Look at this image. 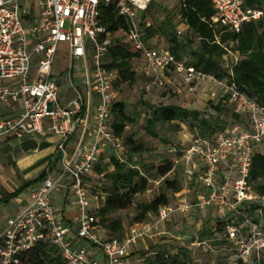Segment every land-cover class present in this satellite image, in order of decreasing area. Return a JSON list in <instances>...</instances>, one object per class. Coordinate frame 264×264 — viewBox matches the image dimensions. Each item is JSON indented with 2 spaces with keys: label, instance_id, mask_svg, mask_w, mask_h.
Masks as SVG:
<instances>
[{
  "label": "built area",
  "instance_id": "1",
  "mask_svg": "<svg viewBox=\"0 0 264 264\" xmlns=\"http://www.w3.org/2000/svg\"><path fill=\"white\" fill-rule=\"evenodd\" d=\"M150 1L0 0V109L7 111L0 117V141L30 134L55 135L59 138L56 154L61 168L57 178L47 174L33 185L30 203L7 218L0 232V264H17L19 255L39 240L55 245L67 264H127L131 247L142 238L162 237V225L172 217L209 208L223 217L238 213V205L257 198L247 179L252 156L264 143V106L238 92L234 85L186 66L168 51L148 46L137 12L146 10ZM111 5L127 21V38L142 53L143 72L155 77L154 83H163L158 71H175L186 83L209 81L222 93H230L248 120L246 129L235 126L212 137L194 134L180 149L169 147L173 165L181 169L183 176L181 192L174 202L161 207L155 218L130 225L121 239H105L98 233L85 185V177L100 155L108 148L116 155L123 151L120 138L109 125L117 74L104 64L112 39L100 22L103 7ZM212 5L218 23L234 32L262 15L261 11L246 8L245 0H212ZM62 43L69 47L65 57L70 63L68 83L74 93L65 99L60 96L61 85L53 72ZM77 60L85 65L83 89L74 81ZM77 134L70 147L71 138ZM66 176L69 181L64 180ZM192 182L196 189L190 187ZM65 187L72 189L78 212L76 237L94 247L101 259L86 246H72L61 208L50 199L53 191ZM246 222L245 232L235 225L227 227V235L236 245L235 253L208 264L246 263L264 254V223L251 222L250 218Z\"/></svg>",
  "mask_w": 264,
  "mask_h": 264
},
{
  "label": "trees",
  "instance_id": "2",
  "mask_svg": "<svg viewBox=\"0 0 264 264\" xmlns=\"http://www.w3.org/2000/svg\"><path fill=\"white\" fill-rule=\"evenodd\" d=\"M156 2L158 0H151L148 7ZM177 7L179 18L177 23L170 15H166L159 25H154L148 19V8L137 12V20L144 29L148 46L160 51H168L186 66L234 85L238 92L264 106V0H245L246 8L261 11L262 15L258 19L244 23L240 32L230 31L218 23L212 0H177ZM100 22L108 29L112 39V47L104 59V64L107 68L116 71L113 87L118 89L124 83L134 82L136 71L132 68L131 61L143 59L142 53L128 40L127 21L118 15L114 6L103 7ZM146 22L150 23L149 26H145ZM183 33L187 38L181 40L179 36ZM158 36L165 39L168 45L153 44V40ZM196 41L197 47L191 51L189 58H184V48ZM229 47H232L230 49L237 54V57H227L230 53ZM172 73L177 74L175 71ZM143 74L147 76L144 72ZM227 102L235 103L230 93L221 92L217 103L209 102L210 108L214 111L209 114L203 110L176 104H146L148 115L144 121V129L151 137L159 138L157 126L174 122H185L191 131L207 137L219 132H228L235 126L248 128L247 116L241 107L233 113L240 125L228 126L222 117L223 106ZM135 122L136 120L127 112L126 104L116 100L109 125L121 140L122 155L103 153L99 156L92 172L85 177L87 180L96 176L106 181V185L101 188L104 198L100 205L92 208L91 202V209L96 218L95 225L104 231L105 239H121L124 236L123 220L115 216V213L132 206L136 196L145 193L155 178L161 180L158 190L151 200L136 203L137 212L133 223L148 222L155 218L161 207L175 201L184 185V181L175 174L176 170L181 171V169L174 167L173 155L168 153L169 147L175 146L180 149L184 144H168L167 157L163 162L147 164L142 160L143 153L148 150L144 143L133 135L124 136L127 125ZM7 138L2 139L0 143ZM262 148L264 143L252 156L247 179L251 192L257 196L255 200L238 205L236 212L239 214L233 211L220 217L212 208L195 209L188 214L195 222L203 221L195 241L200 245L209 241L216 249L214 251L220 254L205 262H194L191 250L187 246L177 247L175 252L171 253L157 250L156 246L152 245L150 246L152 256L145 259L147 264H208L212 260L228 259L235 253L236 245L234 240L229 239L227 227L235 225L245 232L248 229L247 218L254 223H264V150ZM170 174H173V177L169 178ZM45 176L43 174L38 179H43ZM28 184L30 182L24 187ZM190 187L197 188L194 182ZM10 197L1 201L7 202ZM166 222L162 225L163 231ZM257 259L253 256L248 262L237 264H247ZM17 264L67 263L55 245L48 240H39L28 251L19 255Z\"/></svg>",
  "mask_w": 264,
  "mask_h": 264
},
{
  "label": "rangeland",
  "instance_id": "3",
  "mask_svg": "<svg viewBox=\"0 0 264 264\" xmlns=\"http://www.w3.org/2000/svg\"><path fill=\"white\" fill-rule=\"evenodd\" d=\"M178 7L177 0H158V2L148 7V19L153 22L154 25H159L166 15H170L174 22H178ZM187 35L183 33L179 36V39L184 40ZM153 44L157 46H167L165 39L158 36L153 40ZM197 41L184 48V58H189L190 53L197 47ZM232 47H229L230 53L227 56L230 58L237 57V54L231 51ZM69 47L66 43H62L58 46L57 55L53 66V72L58 77L60 85L63 88L69 89L70 83H68V72L70 68L69 59L65 57ZM91 65V60H88ZM145 65L144 59L131 61L132 68L136 71L135 80L131 83H124L118 89H114L115 99L126 104L127 112L136 120L133 124H128L124 133V136L133 135L148 148L143 153L145 162L152 164H160L164 158L167 157L166 148L168 144L179 143L186 144L191 136L196 132L191 131L189 125L185 122H174L170 124L158 125L157 132L159 138H153L148 135L144 129V121L147 113L146 104H176L181 106L190 107L192 109H198L206 111L207 114L214 113L210 108L209 102L217 103L221 97V90L219 88L207 83L189 82L183 81V77L180 74H173L172 72L165 74H158L163 83L160 85L155 82V77L145 76L143 74V66ZM85 71V65L83 61L77 60L74 63L73 75L74 81L77 86L84 88L81 83L83 79V73ZM235 110H240V106H237V102H227L223 106V119L228 123V126L240 125L239 121L235 118L233 113ZM179 129H176L178 128ZM165 140V141H163ZM264 150V148H262ZM107 152L113 154L112 149H107ZM118 155H122L119 153ZM176 176L183 180V176L180 170H176ZM173 177V174L168 176ZM160 179L155 178L149 185L148 190L139 194L135 198V202L127 209L120 210L115 213V216L122 218L125 227L134 222V216L136 214V203L147 202L152 199L156 194ZM86 189L92 202V208L99 206L104 198V194L101 188L106 185V181L101 177L92 176L90 179L85 180ZM190 195V194H189ZM192 196V194L190 195ZM10 213V209H4L0 206V219ZM203 221L195 220L191 216H175L170 221L166 222L163 226L166 235L158 239L156 243L157 250H166L168 252H175L177 247L187 246L191 250V255L194 258V262H205L215 257L216 249L211 245L209 241L205 244H198L195 240L198 237V231L202 226ZM139 244L144 245V240H139ZM152 241H147V249L138 248L133 250L130 255L129 264H147L148 257H151ZM213 249V250H212ZM142 252H145L143 254ZM247 264H264V254H261L260 258L256 261Z\"/></svg>",
  "mask_w": 264,
  "mask_h": 264
},
{
  "label": "crops",
  "instance_id": "4",
  "mask_svg": "<svg viewBox=\"0 0 264 264\" xmlns=\"http://www.w3.org/2000/svg\"><path fill=\"white\" fill-rule=\"evenodd\" d=\"M162 73H169V71L157 72V74ZM73 94V90L70 87L67 89L61 86L60 96L62 99ZM6 113L5 109H0V117ZM77 136L78 134L71 138L70 147L75 144ZM58 140L59 138L55 135L42 137L30 134L21 138L9 137L0 143V206L4 209H10V213L0 219V232L7 218L15 215L30 203V188L41 181L42 178L38 179L40 176L50 174L52 179H55L59 175L61 168L56 154ZM64 180L69 181V176H66ZM29 182L30 184L24 187ZM9 196L11 197L7 202L1 201ZM73 198V192L70 187H65L60 191H53L50 195L52 204L61 208V217L68 228V237L72 246H86L94 256L101 259L102 256L94 247L76 237L78 224L75 218L78 212L73 204ZM128 228L129 226L125 227L124 224V235L127 233ZM97 231L101 236H104V231L100 227H97ZM159 238L161 237L142 238L144 245L139 244L138 240L127 255V264L130 263V255L134 248L137 250L138 248L147 249V241H152L154 246L158 243Z\"/></svg>",
  "mask_w": 264,
  "mask_h": 264
}]
</instances>
